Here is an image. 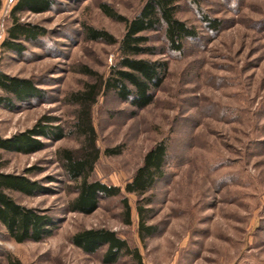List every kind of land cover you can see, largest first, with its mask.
Segmentation results:
<instances>
[{
	"label": "rangeland",
	"instance_id": "1",
	"mask_svg": "<svg viewBox=\"0 0 264 264\" xmlns=\"http://www.w3.org/2000/svg\"><path fill=\"white\" fill-rule=\"evenodd\" d=\"M2 1L0 69L31 78L45 93L13 101L12 110L0 105V134L12 137L49 115L58 118L67 136L56 141L41 136L45 146L33 153L0 148L2 171L24 174L46 187L37 195L14 191L11 196L57 224L43 241L18 243L0 223V264H9V258L21 264H106L103 251L86 254L71 242L77 231L102 227L138 247L144 264H264V0H180L179 17L202 35L181 54L166 50L152 57L169 62L155 102L137 110L114 92L101 91L91 107L101 150L91 180L124 187L149 149L162 140L170 145L168 176L149 193L154 201L149 222L159 232L145 242L137 230L134 194L129 195L131 224L121 197L102 199L92 213L70 211L75 184L60 152L79 153L85 143L76 127L81 107L72 94L97 78L84 68L107 77L118 60L119 45L90 40L85 27L121 39L125 23L106 15L101 4L133 18L147 0H57L49 12L25 13V21L48 33L36 44L25 42L24 54L1 46L17 0ZM202 14L220 19L221 29L210 31ZM151 36L153 45L167 48L162 33ZM118 147L120 153L106 152ZM118 264L137 263L126 256Z\"/></svg>",
	"mask_w": 264,
	"mask_h": 264
},
{
	"label": "trees",
	"instance_id": "2",
	"mask_svg": "<svg viewBox=\"0 0 264 264\" xmlns=\"http://www.w3.org/2000/svg\"><path fill=\"white\" fill-rule=\"evenodd\" d=\"M57 3V0H17L9 13L12 22L6 30L7 37L1 44L3 49L24 54L27 49L25 42H40L48 31L40 24L25 21L23 15L49 12ZM3 5L0 0V13ZM101 9L113 20L125 23L126 31L121 39H117L105 29L85 27L90 40L118 44L119 55L107 77L84 68L85 73L96 77L97 81L87 84V89L82 92L72 94L73 101L81 107L76 127L85 137V143L79 153L73 149L60 152L66 175L75 184L76 196L70 201V211L92 213L100 207L102 199L121 197L126 223L131 224L133 207L129 195L134 194L137 197L136 211L139 216L137 230L141 241L145 242L147 238L159 232L157 225L149 222L154 202L149 193L157 187L158 182L168 176L170 145L162 140L149 149L143 157L142 165L136 169L134 176L124 187L110 185L102 180H91L101 154L100 147L96 145L97 134L90 116L91 107L97 103L101 91L114 92L121 101L130 103L137 110L152 105L157 91L169 76V62L152 57L165 54L166 50L181 54L188 42L201 38L202 32L197 26L190 25L179 17L180 0H147L138 15L133 18L120 14L107 3L101 4ZM201 18L212 32L222 27V21L218 18L208 14H202ZM153 32L163 34L167 48L152 44ZM0 91L5 93L0 94V105L11 110L16 108L13 101L26 102L32 98H40L45 93L31 78L8 75L2 69ZM57 120L56 117L43 115L26 131L12 137H3L0 134V148L24 154L40 151L45 146V142L39 139L41 136L55 141L67 136L63 126L56 124ZM106 152L114 154L120 153L121 150L118 147ZM14 191L29 196L45 192L46 187L40 181L24 174L4 172L0 166V223L4 225L11 239L18 243L30 240L40 242L52 236L57 229L55 219L36 207L20 204L10 194ZM71 242L86 254L103 251L102 260L106 264H118L126 256L134 259L137 264H144L138 247L130 245L117 231L105 227L77 231L73 234ZM8 263L21 264L13 258H9Z\"/></svg>",
	"mask_w": 264,
	"mask_h": 264
}]
</instances>
